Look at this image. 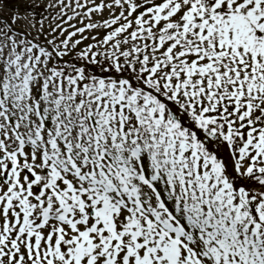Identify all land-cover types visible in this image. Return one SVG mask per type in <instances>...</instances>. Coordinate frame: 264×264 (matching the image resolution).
Instances as JSON below:
<instances>
[{"label": "snow or ice", "instance_id": "snow-or-ice-1", "mask_svg": "<svg viewBox=\"0 0 264 264\" xmlns=\"http://www.w3.org/2000/svg\"><path fill=\"white\" fill-rule=\"evenodd\" d=\"M0 264H264V0H0Z\"/></svg>", "mask_w": 264, "mask_h": 264}]
</instances>
